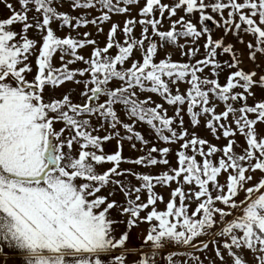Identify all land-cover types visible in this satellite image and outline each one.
<instances>
[{
  "label": "snow or ice",
  "instance_id": "snow-or-ice-1",
  "mask_svg": "<svg viewBox=\"0 0 264 264\" xmlns=\"http://www.w3.org/2000/svg\"><path fill=\"white\" fill-rule=\"evenodd\" d=\"M16 2L19 9L0 0L10 12L0 18V245L19 250L21 264H105V254L123 249L131 230L146 223L140 247L150 253L141 252L133 264H178L183 254L165 255V248L191 247L203 253L209 243L215 256L209 264H264V130L257 128L264 124V99L256 100L253 91L264 92V75L241 68L234 45L225 44L229 33L243 44V32L253 38L246 44L248 59H264V0H145L141 18L126 19L122 29L113 23L103 47L87 32L82 38L59 37L52 25L77 30L92 24L100 33L99 25L111 19L110 13L130 11L121 3L139 0H71L73 11L99 5L100 15L91 19L58 11L54 0ZM181 11L185 15L178 16ZM193 14H198L199 28L185 19ZM165 19L170 25L162 30ZM209 21L223 36L213 39ZM118 31L122 41L116 38ZM180 38H190L193 46L178 44ZM201 39L204 52L195 59ZM167 45L179 47L187 59L173 61ZM89 46L86 58L80 51ZM113 49L115 55L110 54ZM161 50L165 55L157 60ZM137 52L139 59L134 58ZM57 54L59 67L53 63ZM222 55L230 60H219ZM77 63L84 67H71ZM206 69L209 75H203ZM224 69L235 71L221 84ZM66 83L83 84L81 103L70 93L46 98V90L54 92ZM180 84L186 85L184 91ZM164 104L173 109L171 116ZM220 104L223 111L217 112ZM184 115L193 131L185 127ZM202 117L210 135L226 144L218 146L197 134ZM137 125L148 126L155 142ZM101 130L106 134L100 136ZM237 135L244 145H238ZM112 140L116 150L109 154L104 145ZM125 140L144 154L124 157ZM123 163L163 165L165 170L144 173L123 169ZM105 164L109 167L98 170ZM157 186L170 189L167 201L155 191ZM104 189L107 195L101 194ZM117 192L122 201L113 198ZM158 203L165 208L159 210ZM119 226L125 231L117 236ZM209 233V241L199 239ZM187 255L193 264H204L199 256ZM113 264H127L126 255H117Z\"/></svg>",
  "mask_w": 264,
  "mask_h": 264
},
{
  "label": "rangeland",
  "instance_id": "rangeland-1",
  "mask_svg": "<svg viewBox=\"0 0 264 264\" xmlns=\"http://www.w3.org/2000/svg\"><path fill=\"white\" fill-rule=\"evenodd\" d=\"M8 2L12 3L14 7L19 9V5L17 4L16 0H8ZM144 2H145V0H139V4H133V5H125V4L121 3L119 6L128 7L130 9V11L127 12V13H124V14L110 13L111 19L108 22H105V23L99 25V27H101L103 29V32H100V33L97 32V27L92 25V24H89L87 27H80L77 30H72V29L67 28V27H65L63 29H60V28H58V25L56 23H54L52 25V27H53L54 30H56V35L59 36V37H64V36H66L68 34H71L72 36H78L79 35L82 38L83 33H86V32L87 33H91V36L89 38L95 39L98 42V45L100 47H103L105 42H106V36H107V33H108L111 25L113 23L119 24L120 28L122 29L126 19L135 18L136 20H139L141 18L138 15L139 9L144 6ZM162 2L163 3H168L165 0H162ZM54 3L59 5L58 11L69 13L72 16H87V18L91 19L93 17H96V16L100 15V13H101V9H100L99 5H97V8L94 9V10H91V9H77V10L73 11L70 8L71 0H54ZM114 3H115V0H114ZM0 13H2V15H7V16L10 15L9 10L7 8H5L3 6V4H0ZM32 15H33V13L30 12L29 16L31 17ZM158 15L159 14L157 13V16ZM165 15L167 16V13ZM180 15H185V14L181 11V12L178 13V16H180ZM178 16L177 17H173L172 19H177ZM189 18L192 20V22L194 24H197V27L199 28V24L197 23L198 14H193V16H191V17L185 16V19H189ZM206 23H207L208 27L212 30L213 39H218L219 37L217 36V28H216V26L213 25L210 21L206 22ZM169 25H170V21L168 19H165L163 21L162 30H167L169 28ZM19 27H20L19 25H15L14 29L15 30H19ZM150 32H151V30H150ZM140 34H141V26L139 24H137V26H136V28L134 30V36L138 38V37H140ZM33 35H34L33 31L29 30V37L31 38V37H33ZM36 38H39L38 35H37ZM116 38L118 40L122 41L124 39L122 32L118 31ZM153 39H157V38L153 37ZM203 43H204V39H201L199 41V45H201L200 53L195 57V59L202 58V55H203V52H204V49L202 47ZM178 44H188L189 46H193L191 44L190 38L189 39L180 38L178 40ZM91 51H92V47L89 46V47H86V48L82 49L80 51V54L84 55L87 58ZM166 52H167L168 55L171 56V59L173 61H184V60L187 59L186 57H182L181 56V54H180L181 50L177 46L167 45L166 46ZM110 54L111 55H115L116 54V50L115 49L111 50ZM164 55H165V51L161 50V53L157 57V60L162 58ZM134 58L139 59L140 58V54L138 52L135 53L134 54ZM31 59H32L33 64H34V57L31 58ZM218 59L221 60V61H225V60H230V57L228 55H222V56H219ZM53 63H54V66H56V67L60 66L59 54H57V56L54 58ZM128 66H130V62L125 65V67H128ZM71 67H73V68H83L84 65L82 63H77L76 65H72ZM240 67H241V65H240ZM229 71H235V69H231V70L224 69V71L220 74V77H219V80H220L221 84L225 83V79H226L227 75L229 74ZM203 75H209V72H208L207 69L205 70V73ZM28 78L31 79L32 77L29 76ZM81 79H83V78H81ZM179 87H180L181 91H184V89L186 88V85L180 84ZM82 91H83V84L76 85V84H73V83H66L62 87L56 89L54 92L51 91V90H46L45 96H46V98L48 96H50V95L51 96H55V97H61L65 93H70L71 94V98L73 99L74 102L81 103L82 100L80 98L79 93L82 92ZM253 91L256 93V97H255L256 100L264 99V92H262L259 88H256ZM153 99L156 100L159 103H163V101L159 97H157L155 95H153ZM252 103H253V100L250 98L248 100V104L251 105ZM235 106L239 107L240 104H236ZM164 107L168 108V115L171 116L173 114V109L171 107H169L167 104H164ZM221 111H223V104H220V106L217 108V112H221ZM184 119H185V127H189V131H193V129H191L189 124H188L187 115H184ZM204 119L205 118H203V117L201 118L200 127L195 129L197 134L200 137H202V138L208 139L209 141H211V143L217 144L218 146H223L224 144H226L227 141H225L223 138H221L220 140H216L210 135V133L203 126L204 125ZM92 122H93V124H97V121L95 119H93ZM230 122H231V118L229 119V123ZM56 127L58 129L59 127H61V125L58 124V125H56ZM257 128H258V130H264V124L257 125ZM119 130L121 132V135H126V133H124L123 129H119ZM137 130L140 131L145 136L146 139L154 141V134L149 130L148 126H146V125H137ZM98 134L100 136H103L106 133L103 130H101V131H99ZM235 139H236L238 145H244L245 144L244 138L242 136L237 135L235 137ZM131 143L132 142H129L127 140L124 141V144H123V156L124 157L134 159V158L138 157L139 155H143L144 154L143 152H139V151L134 150L131 147ZM157 143L161 147L162 146H169V147H172L174 150L178 147V145H163L160 142H157ZM149 147H151V144L149 145ZM139 148H141V145L137 142V149H139ZM104 150H105V152H107L109 154L113 153L116 150V141L112 140V141L107 142L104 145ZM236 151H237V153H239L241 151V148L237 147ZM169 159L171 161L172 166L175 167L176 166L175 156L174 155H170ZM107 167H109V165L105 164L102 169H98V170L102 171L103 169H106ZM121 168H123V169H133V171L151 173V174H159V173H161V172H163L165 170V166H163V165H158V166L153 167V168H142V167L135 166V165H132V164H129V163L121 164ZM128 180L131 181L132 185H137L138 184V182L132 177H128ZM171 187L175 188L176 184L173 183ZM155 191H157L158 193L162 194L164 199H165V201H167L170 198V195H169L170 194V189H168V188L157 186ZM107 193H108V189H104V190H102L101 194L102 195H107ZM113 198L118 200V201H122L124 199L123 195L120 194L119 192H117V194ZM145 199H146V196L144 194H141V201H144ZM217 206H221V205H217ZM194 207H195V205L193 204L192 208H194ZM157 208L159 210H163L165 208V204L158 203L157 204ZM192 208H190L189 211H191ZM141 215L143 216V215H145V213H141ZM227 219L231 220V219H233V217L229 216ZM148 227H149V225L146 224V223H141L139 225V227H134L131 230V232H130L129 240L127 241V243H126V245H125V247L123 249H127V250L131 249L132 250L134 248H140V250H141L140 246L143 243L144 236L147 234ZM124 231H125V228L123 226H119V227L116 228V233L115 234L117 236H119ZM214 231H218V228L214 229ZM210 234L211 233H209V235ZM206 238H209V236L207 235ZM0 247L5 249V250H3V255L0 254V264H21L22 257L20 255H18L19 250H13L12 248L7 247V246H3V245H0ZM176 249L177 250L178 249L181 250L182 248H181V246H176L174 249H171V250H168V251H167V249H164L163 252H164L165 255H167L168 253H170L172 251H175ZM143 250H144L143 251L144 253L145 252L146 253H150V249L148 247H144ZM207 251H208V253H206V252L201 253V252H198V251L193 249L191 251V254L194 255V256H199L200 260L203 261L204 264H209V258L215 259L214 252H213V245L211 243H209V250L207 249ZM1 252L2 251H0V253ZM185 254H188V253H184V255ZM190 262H191V264H193V262L191 260H190ZM216 264H220L219 260H216Z\"/></svg>",
  "mask_w": 264,
  "mask_h": 264
},
{
  "label": "crops",
  "instance_id": "crops-1",
  "mask_svg": "<svg viewBox=\"0 0 264 264\" xmlns=\"http://www.w3.org/2000/svg\"><path fill=\"white\" fill-rule=\"evenodd\" d=\"M168 3L171 2V0H165ZM227 15V12H225V16ZM7 15H2V13H0V18H7ZM217 20H219V16L215 17ZM13 28H15V25L13 26ZM217 36L220 38L221 36H223V30L222 29H218L217 28ZM239 37H241L244 41V43H239L238 42V37L234 36L232 33H229L228 36L225 38V44H233L234 45V49L236 50V52L239 54V58L243 61V63L241 64V67L246 70V71H256L258 75H264V59H262L259 55L257 56V61L256 63H253L251 60L248 59V50L246 49V44L249 41H252L253 38L248 35L245 34L243 32L239 33ZM258 65V66H257ZM260 174L257 173V176H259ZM221 183L224 182V177H221ZM241 198H243V193H241ZM209 238H206L207 236H202L199 239L203 240L205 242L209 241L211 239V234L208 235ZM198 243V242H197ZM181 250L180 249H176L175 251H178L180 253H182L183 255L181 257L178 258V264L181 261H187V264H191L189 257L187 254L184 255V253H191V251L193 250L191 247H183L181 246ZM5 250V249H3ZM3 250L0 253L1 255H3ZM209 250V248H208ZM144 250L140 248H134V249H115L110 253L105 254L106 257V261L105 264H113V261L115 260V257L117 255H120L121 253H124L126 255L127 258V264H133L134 261H136L139 256L140 253L143 252ZM204 252L208 253L207 250H205ZM146 253V252H145Z\"/></svg>",
  "mask_w": 264,
  "mask_h": 264
},
{
  "label": "built area",
  "instance_id": "built-area-1",
  "mask_svg": "<svg viewBox=\"0 0 264 264\" xmlns=\"http://www.w3.org/2000/svg\"><path fill=\"white\" fill-rule=\"evenodd\" d=\"M174 248H175V247H174ZM174 248H165V249H167V251H168V250H171V249H174ZM157 258L159 259L160 257H157Z\"/></svg>",
  "mask_w": 264,
  "mask_h": 264
}]
</instances>
